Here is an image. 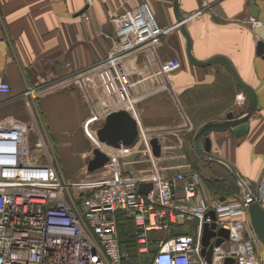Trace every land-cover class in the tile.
Masks as SVG:
<instances>
[{
  "label": "crops",
  "instance_id": "obj_1",
  "mask_svg": "<svg viewBox=\"0 0 264 264\" xmlns=\"http://www.w3.org/2000/svg\"><path fill=\"white\" fill-rule=\"evenodd\" d=\"M145 2L168 32L153 51H140L128 61L134 69L132 91L140 98L139 133L143 129L151 140L159 139L162 152L154 156V163L174 180L177 199L183 198V180L177 174L199 172L209 201H236L210 186L217 180L211 162L220 161L199 154L194 136L200 126L225 119L231 111L243 116L248 100L223 64L197 65L189 60L174 0H0V76L11 85L10 94L0 93V121L30 124L32 115H38L71 181L101 179L126 169L149 175L152 161L139 151L88 171L97 147L88 132L101 124L89 122L93 108L84 86L99 108L110 97L100 85L101 76L80 73L109 54L112 16ZM252 2L257 18L251 14ZM180 8L194 57L229 58L258 94L260 108L248 120L246 134L236 136L230 129L210 134L212 152L233 164L256 194L264 172V57L257 51L260 37L255 28L264 25V0H180ZM84 12L89 20L83 19ZM172 60L179 67L164 71L161 66ZM240 189L237 200L244 197L241 185ZM190 225L197 232V225Z\"/></svg>",
  "mask_w": 264,
  "mask_h": 264
},
{
  "label": "built area",
  "instance_id": "obj_2",
  "mask_svg": "<svg viewBox=\"0 0 264 264\" xmlns=\"http://www.w3.org/2000/svg\"><path fill=\"white\" fill-rule=\"evenodd\" d=\"M82 17L90 19L87 12ZM111 21L114 36L109 54L80 71L101 76L100 85L110 97L99 108L83 84L93 108L89 121L93 124L120 109L138 120L140 98L132 91L134 69L128 66L129 58L143 50L153 51L168 32L147 2L114 14ZM179 65L172 60L161 68L171 71ZM0 93H11L10 83L2 76ZM28 106L34 113L33 105ZM31 119L30 124L0 121V264H124L128 256L120 243L117 220L122 212L134 223L140 258L150 264H264L262 243L253 230L245 197L226 204L209 201L201 174L191 172L177 174L183 180V198L177 199L175 182L157 168L151 138L143 129L140 143L133 147H101L111 155L110 163L141 152L152 161L149 175L126 169L101 179L71 181L39 116ZM94 142L99 145L97 138ZM143 181L153 182L147 195L139 190ZM255 196L264 206V172ZM211 210L216 219L210 216ZM185 221L197 225L195 235L168 237L173 225ZM213 222L216 235L211 238L209 263L202 240L204 225ZM220 228L227 229L229 236L217 245ZM154 233L161 236L152 253ZM226 242L229 249L223 246ZM229 258L233 262H227Z\"/></svg>",
  "mask_w": 264,
  "mask_h": 264
},
{
  "label": "water",
  "instance_id": "obj_3",
  "mask_svg": "<svg viewBox=\"0 0 264 264\" xmlns=\"http://www.w3.org/2000/svg\"><path fill=\"white\" fill-rule=\"evenodd\" d=\"M174 10L179 20V27L187 39V54L191 62L197 65H210L212 63H221L232 74L237 84L243 89L246 94L248 104L246 112L243 116L236 117L234 112H229L225 119L212 120L200 126L194 136L195 149L205 158L216 160L224 163L231 170L236 181L241 185L243 194L249 203L248 213L253 230L257 234L260 242L264 245V207L256 199L254 192L250 189L245 180L240 176L238 170L233 164L219 155L212 152V141L210 134L212 132L232 130L236 136L244 135L248 131V120L253 113L260 108L258 102V94L256 90L246 83L233 63L225 56H215L206 61L197 60L192 52V38L186 28L183 12L180 8V0H174ZM251 14L253 17H258V8L255 2H252ZM255 32L259 35L257 51L264 57V25H257ZM97 137L100 143L105 144L112 148L133 147L139 141V123L138 120L125 109L110 111L101 125L97 129ZM152 150L154 156H160L162 147L158 138L151 140ZM94 156L89 160L88 171L95 172L96 170L106 166L111 161V155L102 147L97 146L93 150ZM153 189L152 181H143L139 185V190L142 194L147 195ZM213 219H216L215 210L209 212ZM216 223H206L204 225L203 234V253L206 254L207 260L211 263L213 254V244L211 238L216 235ZM218 233L222 236L216 242L217 245L221 244L224 237L229 236V231L225 228H220ZM227 262H233V259H227Z\"/></svg>",
  "mask_w": 264,
  "mask_h": 264
},
{
  "label": "trees",
  "instance_id": "obj_4",
  "mask_svg": "<svg viewBox=\"0 0 264 264\" xmlns=\"http://www.w3.org/2000/svg\"><path fill=\"white\" fill-rule=\"evenodd\" d=\"M213 165L214 174L216 175V181L211 182V187L217 189L218 192L223 193L229 198V200H237L240 193V185L233 176L231 170L223 163L211 162ZM118 229L120 243L123 251L127 254V259L124 260V264H150L149 260H143L140 258L135 239V227L134 223L126 213H120L117 215ZM189 222H179L173 225L168 237L176 236L179 234H191L195 235L196 231L194 225H190ZM161 236L160 233H154V244L152 245L151 252L154 253L157 250V239Z\"/></svg>",
  "mask_w": 264,
  "mask_h": 264
},
{
  "label": "rangeland",
  "instance_id": "obj_5",
  "mask_svg": "<svg viewBox=\"0 0 264 264\" xmlns=\"http://www.w3.org/2000/svg\"><path fill=\"white\" fill-rule=\"evenodd\" d=\"M103 121H104V120H103ZM100 124H103V122H101ZM90 131H91V129H90ZM90 131L88 132L90 138H91L92 140H94L95 138H97V142H99L98 137H97V134H95L93 131H92V132H90ZM96 145H97V144H96ZM99 145L102 146V147L107 146V145L102 144V143H100V142H99ZM99 145H97V146H99ZM61 157H62V156H61ZM68 175H69V174H68ZM92 178H94V177H92ZM80 180H81V179H80ZM80 180L78 179V180H76V181H80ZM223 246H224V248L229 249V243H228V242L224 243ZM263 253H264V250H263Z\"/></svg>",
  "mask_w": 264,
  "mask_h": 264
}]
</instances>
